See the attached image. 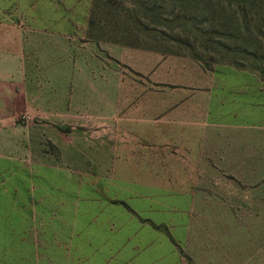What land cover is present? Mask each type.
I'll return each mask as SVG.
<instances>
[{"label":"rangeland","instance_id":"obj_1","mask_svg":"<svg viewBox=\"0 0 264 264\" xmlns=\"http://www.w3.org/2000/svg\"><path fill=\"white\" fill-rule=\"evenodd\" d=\"M0 56V264H264V0H0Z\"/></svg>","mask_w":264,"mask_h":264},{"label":"crops","instance_id":"obj_2","mask_svg":"<svg viewBox=\"0 0 264 264\" xmlns=\"http://www.w3.org/2000/svg\"><path fill=\"white\" fill-rule=\"evenodd\" d=\"M23 58H24V56H0V77H3L2 80L5 79L6 76L9 77V74L7 73V71H8V67L10 65L9 64L10 62H12L14 64L16 63L18 65L20 76H21V79L23 80L24 73H23V69L20 68V63L22 62ZM20 83L23 84L22 82H20ZM1 85H3V84H0V86ZM2 91L3 90H1V92ZM20 99L25 103L26 107H32L33 108V106L35 105V102H34L35 99L33 97H31V99L29 100V95H27L25 92L23 94H21Z\"/></svg>","mask_w":264,"mask_h":264},{"label":"trees","instance_id":"obj_3","mask_svg":"<svg viewBox=\"0 0 264 264\" xmlns=\"http://www.w3.org/2000/svg\"><path fill=\"white\" fill-rule=\"evenodd\" d=\"M129 18V17H128ZM116 43V42H115ZM119 45H123V44H119Z\"/></svg>","mask_w":264,"mask_h":264}]
</instances>
